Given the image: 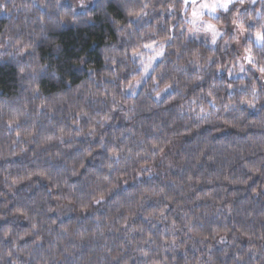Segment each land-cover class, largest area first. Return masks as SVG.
Here are the masks:
<instances>
[{"label":"clouds","instance_id":"obj_1","mask_svg":"<svg viewBox=\"0 0 264 264\" xmlns=\"http://www.w3.org/2000/svg\"><path fill=\"white\" fill-rule=\"evenodd\" d=\"M0 264H264V0H0Z\"/></svg>","mask_w":264,"mask_h":264}]
</instances>
